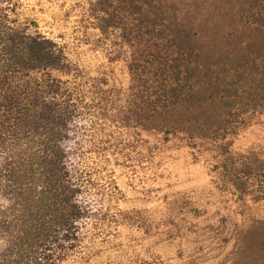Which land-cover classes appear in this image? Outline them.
Here are the masks:
<instances>
[{
	"label": "trees",
	"instance_id": "obj_1",
	"mask_svg": "<svg viewBox=\"0 0 264 264\" xmlns=\"http://www.w3.org/2000/svg\"><path fill=\"white\" fill-rule=\"evenodd\" d=\"M85 45L130 85L93 76ZM263 109L264 0H0V264H135L121 216L157 171L146 131L224 140Z\"/></svg>",
	"mask_w": 264,
	"mask_h": 264
},
{
	"label": "rangeland",
	"instance_id": "obj_2",
	"mask_svg": "<svg viewBox=\"0 0 264 264\" xmlns=\"http://www.w3.org/2000/svg\"><path fill=\"white\" fill-rule=\"evenodd\" d=\"M169 1L187 7L195 0ZM76 59L93 76L100 73L124 87L131 83L126 62L102 65L89 45ZM211 108L209 124L216 127L223 111L216 103ZM146 134L161 146L152 167L157 171L125 191L122 257L135 264H234L238 258L260 264L264 199L252 191L251 181L258 182L249 176L264 160V109L247 115L224 140L200 135L190 141L174 131L162 141V132ZM235 175L246 180L244 191L235 185ZM245 243L249 246L239 255Z\"/></svg>",
	"mask_w": 264,
	"mask_h": 264
}]
</instances>
